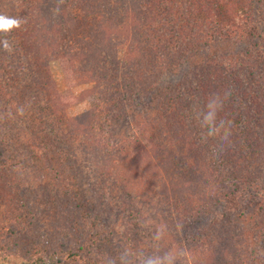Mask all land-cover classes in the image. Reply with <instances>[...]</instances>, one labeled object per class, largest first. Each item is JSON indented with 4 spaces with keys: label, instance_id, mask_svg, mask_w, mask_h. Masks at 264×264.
I'll use <instances>...</instances> for the list:
<instances>
[{
    "label": "trees",
    "instance_id": "1",
    "mask_svg": "<svg viewBox=\"0 0 264 264\" xmlns=\"http://www.w3.org/2000/svg\"><path fill=\"white\" fill-rule=\"evenodd\" d=\"M0 14L23 21L0 33V171L21 164L17 140L33 144L77 216L65 220L75 244L64 251L40 239L38 210L17 192L0 264H122L84 197L67 147L78 141L122 187L141 177L143 199L164 209L157 226L180 228L191 264H264V0H0ZM56 61L91 85L87 127L65 116ZM128 120L132 134H117ZM145 141L164 149L153 151L167 161L159 172Z\"/></svg>",
    "mask_w": 264,
    "mask_h": 264
},
{
    "label": "rangeland",
    "instance_id": "2",
    "mask_svg": "<svg viewBox=\"0 0 264 264\" xmlns=\"http://www.w3.org/2000/svg\"><path fill=\"white\" fill-rule=\"evenodd\" d=\"M51 67L66 118L76 128L87 127L92 121L94 115L92 108L97 102V99L88 91L91 85L77 82L71 66L66 61H56L52 63ZM123 115L126 116L127 114ZM123 119L124 117H122ZM118 125L117 134L124 136L132 134L130 120L119 122ZM102 131L101 128L100 132ZM137 134L140 136L139 132ZM15 143L19 144L22 153L16 152L12 145L13 150L17 153L18 158L22 159V162L17 167L0 171V230L5 225L15 227L19 224L20 220L14 215L10 204L17 200L19 197L17 192H19L21 197L29 200L32 207L34 206L38 210L39 223H36V233L41 236L40 239L44 243L54 242V245L59 246L64 251L70 247L73 248L75 238L74 234L70 232L73 231L72 220L67 225H65V220L68 217L74 221L77 216L75 215L73 200L60 190L62 178L52 173L51 167H49L51 165L38 157L37 151L32 147L33 144L23 139H19ZM144 144L148 162L150 161L149 157H152V159L150 158V166L157 167L156 170L159 172L164 168V165H167V161L165 158H161L160 152L156 155L153 151L159 149L163 153L164 149L158 146H154L157 149L151 148L149 141H145ZM72 145H70L71 148L67 147L69 153L73 154L72 156L75 158L72 160L75 163V168L77 164L81 168H79L78 176L82 182L84 197L91 201L90 205L95 210L94 215L100 218V224L108 233L112 234L114 249L116 250L115 257L122 264H140L141 258L164 257L166 254L172 253L177 257L175 264H191L192 253L189 255L187 253L190 243L182 239L184 235L180 236V228L177 231L167 233L164 224L157 226L162 224L158 223L160 218L158 212H162L164 209L162 207V211H158L160 208L154 203L159 201L158 196H152L155 200L152 198L143 199L142 192L145 182L140 179L141 177H131L133 181L127 187H122L111 176L99 172V165L90 166L91 161L87 159L85 151L80 146V141L74 142ZM134 165L131 168L135 167ZM138 166L140 168L142 163L139 162ZM131 176L134 175L131 174ZM134 202L140 203L141 213H137ZM136 214L142 216V219L147 222L141 223L140 228L136 227L132 221ZM158 233L160 238L156 239ZM174 236L176 237L172 238ZM28 240L30 243L32 242L30 237ZM192 245L194 244L192 243ZM53 260L56 264H73L67 262L65 256ZM25 261L26 259H20L14 264H25Z\"/></svg>",
    "mask_w": 264,
    "mask_h": 264
},
{
    "label": "clouds",
    "instance_id": "3",
    "mask_svg": "<svg viewBox=\"0 0 264 264\" xmlns=\"http://www.w3.org/2000/svg\"><path fill=\"white\" fill-rule=\"evenodd\" d=\"M23 21L20 18L10 17L4 14H0V33L7 34L13 29H18L21 27ZM4 47L7 49L9 48V43L7 40L3 41ZM218 98L213 100L212 103L209 105L213 111H210L207 116L205 117L206 122H211L215 116V106L217 105ZM160 238V234L158 233L156 239ZM176 255L172 253L166 254L164 257L159 256H150L147 258H141L140 264H175Z\"/></svg>",
    "mask_w": 264,
    "mask_h": 264
}]
</instances>
